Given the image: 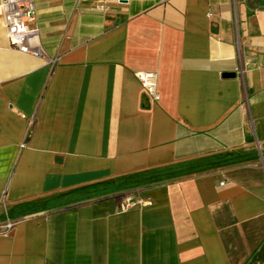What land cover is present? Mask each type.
<instances>
[{"label":"crops","instance_id":"1","mask_svg":"<svg viewBox=\"0 0 264 264\" xmlns=\"http://www.w3.org/2000/svg\"><path fill=\"white\" fill-rule=\"evenodd\" d=\"M34 27L45 59L0 6V264H264V0H38Z\"/></svg>","mask_w":264,"mask_h":264},{"label":"built area","instance_id":"2","mask_svg":"<svg viewBox=\"0 0 264 264\" xmlns=\"http://www.w3.org/2000/svg\"><path fill=\"white\" fill-rule=\"evenodd\" d=\"M38 0H1L0 6L4 14L6 35L12 48L19 52L38 58H46L38 40V32L34 27L36 20V4ZM138 78L141 87L149 98L158 100L156 75L153 72H140ZM143 203L141 199L131 196L123 198L119 207L127 210ZM15 225L12 219L0 221V235L8 234Z\"/></svg>","mask_w":264,"mask_h":264},{"label":"water","instance_id":"3","mask_svg":"<svg viewBox=\"0 0 264 264\" xmlns=\"http://www.w3.org/2000/svg\"><path fill=\"white\" fill-rule=\"evenodd\" d=\"M235 75V73H226V74H224V76H234Z\"/></svg>","mask_w":264,"mask_h":264}]
</instances>
